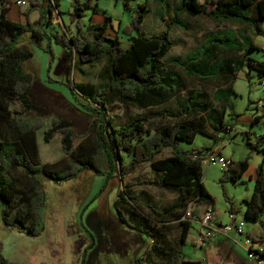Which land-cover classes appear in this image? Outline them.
Wrapping results in <instances>:
<instances>
[{"label":"trees","instance_id":"1","mask_svg":"<svg viewBox=\"0 0 264 264\" xmlns=\"http://www.w3.org/2000/svg\"><path fill=\"white\" fill-rule=\"evenodd\" d=\"M8 0H0V220L8 228L37 236L43 230L41 207L44 193L38 175L53 181L75 177L81 170H90L106 177L116 173L122 182L113 201L117 221L139 238L149 239L148 248L143 250L144 264H203L201 261L182 259V247L185 243L190 221L181 219L190 201L194 202L191 214L197 215L198 205L212 202V198L201 182V155L203 150H184L179 141L192 142L197 133L216 138L219 132L227 133L231 126L221 122L225 101L219 98L220 105L214 99L216 93L225 87L215 89L207 99L205 91L189 89L179 95L181 78L165 65V55L172 46L168 34V25L175 24L188 29L181 16L203 17L216 21L240 20L249 23L255 32L260 31L264 20V0H178L170 10L171 17L166 21V29L157 33H144L141 24L148 13L145 2L138 0H120L123 9L129 11L130 20L123 26L126 46H122L119 37L105 35L110 17L104 15V21H88L84 28L81 18L85 10L97 11L96 2L90 7V1L70 0L68 20L74 30L66 32L46 31L50 21L39 12L38 18L29 22L10 20L6 17ZM42 1V0H41ZM116 1V0H114ZM168 8L167 0H160ZM50 6H57L56 0H43ZM33 5V3H31ZM32 9L26 10L24 15ZM163 20V16L160 15ZM46 38L44 47L41 41ZM49 38L61 44L72 57L73 68L83 73L85 66H92L106 60L98 76L96 87L74 85L75 89L87 95L88 102L97 107L80 105L86 111L102 114L97 121L90 119L86 131L74 133L71 122L62 117L53 116L49 125L42 130L43 142H48L55 134L59 135L63 156L54 162H41L38 158L36 131L43 127L44 121L38 116H28L33 108L30 92L33 74L25 69L21 62L32 56L29 42H34L44 51L49 50ZM30 40V41H28ZM249 43L247 50H254ZM214 50H230V46H221ZM240 57L233 60L223 59L224 70L218 75L225 81L234 78L242 70L249 82L250 72L257 81L264 76V60L249 56L246 48L238 49ZM216 55V54H215ZM214 55V57H215ZM172 59V58H171ZM175 67L174 64L170 63ZM205 61L197 65L206 68ZM177 67V66H176ZM188 67L195 68L194 64ZM179 68V67H177ZM189 69L179 68L185 77L197 80L212 78L198 76ZM93 88V89H92ZM110 94L117 95L125 103L138 105L139 101H166L174 97V108L146 110L132 115L125 122L114 125L106 108ZM154 98V99H153ZM147 104L142 107H147ZM141 107V106H140ZM97 109V110H96ZM260 116H253L251 125ZM218 123V124H217ZM249 132H243L251 150L262 152L264 156V137L249 141ZM168 148L169 155L155 158L161 150ZM127 159V160H125ZM146 162L154 171V177L135 176L124 181L127 174L141 163ZM247 159L233 162L223 168L221 180L235 181L247 169ZM150 185L173 189L177 196L162 207L143 200L141 193L133 186ZM228 201L227 211L236 212L237 207ZM243 215L254 222L258 229L253 239L262 246L264 254V221L261 214L264 209V173L262 164L255 168V176L250 196L241 199ZM147 211L143 214L142 210ZM169 220H177L178 238L172 244L166 241L164 230ZM0 264H16L0 254Z\"/></svg>","mask_w":264,"mask_h":264},{"label":"rangeland","instance_id":"2","mask_svg":"<svg viewBox=\"0 0 264 264\" xmlns=\"http://www.w3.org/2000/svg\"><path fill=\"white\" fill-rule=\"evenodd\" d=\"M25 1L30 9V3L35 0ZM69 1L60 0L59 3L60 14L66 27L68 24L67 11L70 10ZM138 1L145 2L149 10L141 24V31L152 34L166 29V24L158 16V12L162 11V15H167V20H169L170 9L177 4L178 0H167L168 8L160 4L159 0ZM97 7L99 10L93 14L91 11L84 13L81 25L85 26L91 15V22L98 21L101 24L104 21V15L101 12L103 9L110 17L107 31H116L123 46L127 35L122 32V28L129 22V11L123 9L120 1L114 0H98ZM15 12V5L12 4L7 14L10 20L17 21ZM181 18L188 24V29L185 30L175 24L167 27L172 46L166 53L165 65L171 70L179 71L181 76V70L175 67L189 69L188 66L193 63L195 68H190L191 72L198 76L212 77L197 80L194 77L181 76L182 91L200 89L206 92L207 99L210 98L215 88L231 85V87L218 91L214 97L220 105L223 103H219V98L225 101L221 122L226 126H231V130L227 133L219 132L215 139L197 133L192 142L179 141L178 146L184 150L207 147L209 149L203 150L204 153L211 150L233 162L246 158L249 163L245 175L231 181L221 180L223 168L219 165H205L202 162L201 182L211 196L212 202L198 205V216L195 217L198 219L204 209L211 208L222 223H227V212H229L227 211L228 201L225 199L227 197L232 205L238 208L234 215L236 219L243 222L245 231L251 227L252 221L244 217L241 199L250 194L252 181H249L248 175L253 173L252 165L256 166L261 163L264 173V160L262 161L260 154L248 147L243 132H249L247 136L250 142H254L256 137H264V112L261 108L264 105V85L254 80L248 82L241 71L235 72L234 78L226 81L218 75L224 70L223 59L236 60L240 57L241 53L238 49L246 48L249 56L264 60V52L259 48L247 50V46L252 41L258 46L264 44V20L260 23L261 31L254 34L252 26L255 21L251 18L249 22L252 26L238 19L236 21L235 19L214 21L187 14ZM54 25L57 32L66 31L68 35L72 34L67 28L63 31V28L57 25V20ZM250 27L252 28L251 34L247 30ZM70 28L74 30L72 24ZM43 29L51 30L49 27ZM46 41V38L41 41L42 48ZM48 41L52 57L48 51L37 47L31 41L29 45L32 56L21 62L22 66L33 74L30 92L33 108L28 116H38L44 121L43 127L36 131L38 158L41 162H54L60 159L61 155L63 156L58 134L46 143L41 137L42 130L49 125L51 117L56 116L69 120L74 133L82 135L86 131L87 123L91 118L80 105L92 107L93 104L88 102L87 95H82L79 90L75 89L74 84L81 82L95 87L99 82L96 73L101 67V63L85 66L84 74L79 75L77 66L73 68L72 57L68 50L51 38ZM216 45L217 48L227 45L233 49H219L216 52L213 47ZM200 60L207 62L205 69L197 65ZM257 100L262 103L258 106L261 108L258 113L260 119L251 125L249 111L254 109V103ZM109 101L112 113L117 114L121 121H125L136 112L133 108L125 106V102L117 96H113ZM167 155H169V149L165 148L156 154L155 158ZM135 176L154 177L155 174L144 162L138 165L133 172L127 174L124 180ZM38 178L44 193L41 207L43 230L37 236H30L25 232L4 226L0 220V254L4 258L16 264H144L143 250L148 248L149 239L144 237L139 239L134 232L117 222L112 206L118 186L116 179L112 176L107 178L105 173L97 174L90 170H83L75 177L62 181L49 180L42 175H38ZM129 189L139 190L143 200L150 201L157 207L170 203L177 196L175 190L164 187L140 185ZM1 206L0 200V208ZM193 206L194 202L190 201L187 208L191 210ZM146 211L143 209L142 213ZM183 219H187V216ZM261 220L264 221V209ZM189 221L190 228L182 247V259L202 261L203 264L217 262V258H211L202 251V246H199L200 226L196 219L192 218ZM166 223L168 226L164 230V235L166 241L172 244L179 234L177 220H169ZM242 239L243 235L236 238L231 234L229 238L227 237L228 244L236 256L246 264H253L246 257V252L241 245ZM121 243L124 244V248L129 247L126 252L119 251V246L122 247ZM222 264L228 263L223 262Z\"/></svg>","mask_w":264,"mask_h":264},{"label":"crops","instance_id":"3","mask_svg":"<svg viewBox=\"0 0 264 264\" xmlns=\"http://www.w3.org/2000/svg\"><path fill=\"white\" fill-rule=\"evenodd\" d=\"M81 1H87V0H81ZM116 1H120V0H116ZM56 2L58 3L57 4V6H54V7H51L50 6V9H51V12H49L48 10H47V4L45 3L44 4V2H42L41 0H35L34 2H31V3H33V5H31V7H32V9L28 12V14L27 15H24V12L26 11V10H29V8H28V4L27 3H25L24 5H22L21 7L20 6H17L15 3H14V0H8L7 2H6V6L8 7V11L10 10V7H11V5L12 4H14L15 5V9H16V12H15V18H17V21H21V22H24L25 21V19H27L29 22H32L33 20H35L38 16H39V12H41L42 14H44V18L45 19H49V21H50V23H49V28H51V30L50 31H56V29L57 28H55L54 26V22L57 20V25L59 26V27H62L63 28V31H64V28H67L69 31H70V33L72 32V29L70 28V26H71V24L69 23V20H68V17H67V20H68V24H67V27L65 26V22L63 21V18H62V16H61V12H60V10H59V3H60V0H56ZM94 2H96V5H97V3H98V0H96V1H90L89 2V5H90V7H92V5H93V3ZM30 3V4H31ZM159 3L160 4H162L161 3V1L159 0ZM161 6V5H160ZM159 6V7H160ZM176 6V5H175ZM41 8V9H40ZM42 8H44V9H42ZM97 10H99L98 9V7H97ZM171 10V9H170ZM8 11L6 12V17L8 18V16H7V14H8ZM69 11V10H68ZM68 11H67V13H68ZM86 11H90V9H87V10H85L84 11V13L86 12ZM34 13V14H31V13ZM101 12H102V14L103 15H107L106 14V12H105V10H103V9H101ZM84 13H83V16H84ZM162 11L161 12H158V16L160 17V15H162ZM93 14V13H92ZM148 14V13H147ZM146 14V15H147ZM68 15V14H67ZM145 15V16H146ZM163 16V15H162ZM165 19H163L164 20V22H165V24H166V21H167V15H164L163 16ZM83 18V17H82ZM81 18V19H82ZM201 18H203V17H201ZM91 19H92V15L91 16H89L88 17V21H91ZM208 19V18H207ZM129 20H130V16H129ZM211 20V19H210ZM16 21V20H15ZM214 21H216V20H214ZM143 22V21H142ZM88 23V22H87ZM94 23H99L98 21L97 22H94ZM109 23H110V20H109ZM70 24V25H69ZM245 25V24H244ZM246 26V25H245ZM85 26H84V24H82V28H84ZM252 28L250 27L249 29H247L248 30V32H249V34H251V32H252V30H251ZM260 31H261V29H260ZM64 32H66V31H64ZM257 32H255V30H254V34H256ZM112 34V35H111ZM105 35L106 36H108V37H112V36H114V35H116V36H118L117 34H116V31L115 32H108L107 31V28H106V30H105ZM119 37V36H118ZM126 40V39H125ZM250 44L252 45L251 47H254L255 49H258L259 48V46L256 44V42H254V41H252V42H250ZM123 46H126V43L123 45ZM166 56V55H165ZM165 60H166V57H165ZM103 61V62H102ZM106 60H101L100 62H98V63H101V67L98 69V71H97V73H96V77H97V79L99 78L98 76L100 75V71H101V69H102V67L106 64ZM98 63H96V64H98ZM174 67V66H173ZM175 68H177V67H175ZM179 69V68H178ZM171 70V69H170ZM180 70V69H179ZM84 71V70H83ZM171 71H173V72H175V73H177L178 75H179V77L181 78V76H184V73H183V71H181V76H180V73H179V71H176V70H171ZM241 72H242V74H243V77H244V73H243V71L242 70H240ZM84 74V72L83 73H79V75H83ZM223 78V80L225 79L224 77H222ZM250 80H254L255 82H258L257 81V77H256V75H253V73L252 72H250ZM250 80H249V82H250ZM81 85V87H83V88H85L88 84H86V83H81V82H79V83H75L74 85ZM98 84H99V82H98ZM92 86V85H91ZM96 86H98L97 84L95 85V87ZM215 89H217V88H215ZM215 89H214V91H215ZM214 91H212V92H214ZM83 92H85V91H83ZM83 92H82V94H83ZM81 93V92H80ZM184 93V91H180L179 92V95H182ZM110 96V99L113 97V96H117V95H114V94H110L109 95ZM118 97V96H117ZM118 99H120L119 97H118ZM154 99V98H153ZM121 100V99H120ZM122 101V100H121ZM123 102H125V101H123ZM143 102V100H141V101H139V104L137 105H133V104H131V103H124V105L125 106H128V107H130V108H133L134 110H136V112L134 113V114H136V113H140V112H142V111H146V110H158V109H162V108H174L175 107V105H174V97H171L170 99H168V100H166V101H161V100H159V99H156V100H153L152 102H150V101H148V102H144V103H142ZM147 104H150L149 106H147V107H142V106H145V105H147ZM254 109L252 108V109H250V111H249V116H250V120L252 119V117L253 116H259V111H260V109L261 108H263L262 109V112H264V105H263V107H256V102L254 103ZM141 106V107H140ZM252 106V105H251ZM82 107V106H81ZM94 107H97V106H94V104L92 105V108H94ZM83 110H85L84 108H83ZM97 110V109H96ZM106 111H107V113H108V115L110 116V118H111V122L114 124V125H119V124H121V123H123V122H125L126 120H128L132 115H134V114H132V115H130L129 116V118H127L125 121H121V119H120V117L117 115V114H113L112 112H113V110H112V108H110V106H109V104L107 105V108H106ZM85 112L88 114V116L91 118V119H93V120H95V121H97L98 120V118L99 119H101V117H103V115L102 114H94V112H89V111H86L85 110ZM259 119H260V117H259ZM210 149H212V148H210ZM38 150V149H37ZM253 152H255V153H257V154H260L261 155V158H262V161L264 160V156H263V154H262V152H259V151H255V150H252ZM60 157H62V155L60 156ZM229 159V158H228ZM248 162V161H247ZM264 162V161H263ZM248 166H249V163H248ZM248 166H247V168H248ZM257 166V165H256ZM256 166H253L252 165V169H254L253 170V173L252 174H249L248 175V179H249V181H252V186H253V179H254V176H255V168H256ZM81 171H83V170H81ZM80 171V172H81ZM246 171H247V169L243 172V174L242 175H245V173H246ZM242 175H241V177H242ZM111 176L113 177V179H116L117 181H118V183H117V189H116V192H115V198H114V200L116 199V197H117V193H118V191H119V189L121 188V184H122V182L120 181V179L118 178V175L117 174H111ZM125 181V180H124ZM251 191H252V187H251V190H250V194H251ZM250 194H248L246 197H245V199H247L249 196H250ZM113 200V201H114ZM113 201H112V206H113ZM234 206V205H233ZM234 207H236V206H234ZM241 207H242V212H243V204H241ZM114 209V208H113ZM205 210V209H204ZM203 210V211H204ZM115 211V210H114ZM202 213V212H201ZM215 214V213H214ZM116 215V214H115ZM216 215V214H215ZM118 222V221H117ZM119 223V222H118ZM245 232L248 234V235H250V236H252V237H256L257 236V234H258V229H257V226H256V224L254 223V222H252L251 223V227L250 228H248V229H245ZM122 243H123V240L121 241ZM121 243V244H122ZM125 244H126V242H125ZM123 245L124 244H122V247H121V245L119 246L120 248H119V251L120 250H122L123 252H126L127 250H128V246H126L125 248L123 247ZM145 245V244H144ZM202 251H204V253H206V254H208L211 258H217V262H215V263H212V264H222L223 262H226V263H228V264H231V263H234V264H246V263H244V262H242V260L241 259H239L237 256H236V254L232 251V249H231V247L229 246V244H228V241H227V237H224V236H220V235H218V236H215V237H213V238H211L210 240H208L202 247ZM201 263H202V261H201Z\"/></svg>","mask_w":264,"mask_h":264},{"label":"built area","instance_id":"4","mask_svg":"<svg viewBox=\"0 0 264 264\" xmlns=\"http://www.w3.org/2000/svg\"><path fill=\"white\" fill-rule=\"evenodd\" d=\"M43 1V0H42ZM14 3L22 6L26 3L25 0H14ZM259 49L264 52V44L259 46ZM259 84L264 85V76L259 79ZM262 105L260 100L256 101V106ZM201 163L204 162L205 165H219L221 168H224L229 164V159L219 155L214 151H207L202 154ZM227 212V211H226ZM187 216V220L195 218L200 226L199 230V246H203L208 240L215 236H224L228 237L232 234L236 238L240 235H243L242 247L246 252V257L253 264H264V254H262V246L260 243L254 241V237L248 235L243 230V222L236 219L234 212H227L228 222L222 223L214 214L211 208H206L199 218L197 219L194 215L191 214V210L186 208L181 219Z\"/></svg>","mask_w":264,"mask_h":264}]
</instances>
